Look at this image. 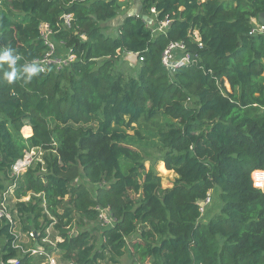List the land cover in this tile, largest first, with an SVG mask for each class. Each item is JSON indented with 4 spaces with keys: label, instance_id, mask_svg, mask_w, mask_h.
Wrapping results in <instances>:
<instances>
[{
    "label": "trees",
    "instance_id": "trees-1",
    "mask_svg": "<svg viewBox=\"0 0 264 264\" xmlns=\"http://www.w3.org/2000/svg\"><path fill=\"white\" fill-rule=\"evenodd\" d=\"M125 3L0 0V51L16 57L0 65V194L13 180V162L35 149L41 161L14 190L17 199L35 195L15 201L11 213L31 216L33 244L54 221L60 239L46 247L59 263L99 264L104 252L116 261L127 251L151 264H264V193L251 178L264 170V36L249 34L264 0H140L138 15L118 22L116 35L105 34ZM63 12L73 13V25L58 30ZM165 19L164 32L151 31ZM41 22L57 30L75 59L43 71L35 64L39 71L27 80L45 50ZM179 40L197 61L171 74L161 54ZM123 52L142 58L133 66L126 61L136 75L113 69ZM12 69L17 77L9 82ZM161 115L169 118L164 125L155 121ZM150 119L162 144L161 168L177 175L168 188L128 145V130L139 133L137 125ZM253 179L263 182L264 172ZM213 190L220 206L204 218L198 202ZM97 206L114 221L100 229L98 250L88 230L68 231L94 222ZM10 227L0 217V264L43 262L12 247Z\"/></svg>",
    "mask_w": 264,
    "mask_h": 264
},
{
    "label": "built area",
    "instance_id": "built-area-1",
    "mask_svg": "<svg viewBox=\"0 0 264 264\" xmlns=\"http://www.w3.org/2000/svg\"><path fill=\"white\" fill-rule=\"evenodd\" d=\"M150 12L155 13V8L151 7ZM73 21H74V15L72 12L61 13L58 17V21L56 24L58 26V30L70 29L71 26L73 25ZM250 21L252 23V26L249 30V34L250 35L261 34L264 36V21L260 22L255 17H252ZM168 24H169L168 19L157 21L154 25H152L151 31L152 32H164V28ZM38 31H39V37L42 40L43 44L45 45V50L41 58L34 60L33 62L39 65L40 70L43 71L48 64H55L59 68L67 64L69 61L75 59V55L72 52L71 48L65 49L63 47L64 56L63 57L57 56V51L59 50V47L64 46V45L62 41L57 40L55 38V32H57V30L54 32V30L51 28V26L48 23L41 22L38 26ZM194 34L195 36H198V37L195 38ZM189 36L194 41L198 42L199 46H201L200 37H199L197 30L191 29L189 32ZM126 53L128 52H123V54H126ZM117 54H119V52H117ZM139 60H142V58L140 57ZM196 61H197V55L192 53V51L188 49L187 45L182 40L170 41L167 44V46L163 49L162 54H161V63L164 66V68L171 74L175 72L176 70L180 69L181 67L193 64ZM224 84L226 87L228 83L225 81ZM226 88L229 90V85ZM32 150L34 149L25 151L23 156L21 158L16 159L11 166V176L13 177V180L11 181L10 185H8L5 188V190L2 192V199L0 201V217H4L7 220V222H9V224L11 225L10 227L11 233L14 235V238L12 239V246L14 248L18 249L22 254H28L29 256H33V255L43 256L44 257L43 264H61L58 262L57 256L53 252L49 251L46 247L45 242H47L46 233H47L48 228H46L45 236L41 238L40 244L29 245V244H25L23 241L20 244L17 243L18 236L14 232V229H15L14 226L17 221L15 220L13 214L10 212L11 211L10 207L9 206L7 207L5 205V202L8 200L9 195H12L15 198L14 190L17 184L16 180L27 169V167L30 166V164L35 158L34 157L35 154L32 156L29 153ZM255 171L264 172V170H254L253 172ZM253 184L256 187L260 188L261 191L264 193V179H263V182L261 183H257L253 179ZM29 193L30 195L33 194L32 192H29ZM29 193L27 196H29ZM23 198L24 197H21L17 200H24ZM210 201H211V191H208L205 198L198 202V210H199L200 215L204 213L205 208L210 203ZM95 209L98 212V221H99L98 225L101 228L111 227L114 221L112 217L110 216L108 208L97 206L95 207ZM26 233H28V237H26L28 239L35 240V238L37 239L38 237V235L36 234L34 230L29 231V232L27 231ZM9 262L10 264H20L17 258H12L9 260ZM62 264H72V263H62Z\"/></svg>",
    "mask_w": 264,
    "mask_h": 264
},
{
    "label": "rangeland",
    "instance_id": "rangeland-1",
    "mask_svg": "<svg viewBox=\"0 0 264 264\" xmlns=\"http://www.w3.org/2000/svg\"><path fill=\"white\" fill-rule=\"evenodd\" d=\"M123 1H127V3H125L122 6V9L118 14L117 19L116 20L113 19V20L109 21L106 24L107 26H105V28H103V31L105 34L110 35V36L116 35V26H117L118 22H120L121 17L124 14H126V12L130 8L135 7L134 1H136V0H123ZM196 35H197V33H196ZM194 37L197 38L198 36H195V34H194ZM82 38L85 39L86 37L83 36ZM57 56H59V57L64 56L63 46L59 47V50L57 51ZM113 69L121 71L126 76L136 75L135 70L132 69L131 67H129L127 62L122 57L114 60ZM226 87H228V84ZM152 120L153 119H150V120H147L145 123H141V125H137V129H138L139 133H135L134 130H130V129L128 130V133L131 134V138H130L128 145L131 148L139 151L140 154L144 157L145 168H148L150 166H151V168H154L157 175L161 178V188H168V187H171L173 185L177 175L173 171H168L164 165L163 166L167 171L162 170V168H161V163H163L160 160L161 151H162V144L160 143L159 137L157 136V134L155 132V129L157 127L154 126L155 123H152ZM157 120L159 122H161V124L163 123V125H164L169 120V118H167L164 115H161V116L155 118L156 122H157ZM22 132H23L24 136H27V134H25V132H24V129ZM29 153L32 156L35 154L34 155L35 158L31 163L32 165L34 163H36L37 161H41L42 152L34 149ZM141 178H142V176L140 174V176H139L140 181H141ZM215 194L216 193L213 190V192L211 194V201L206 206L207 208H206V211L203 215L204 218H208V217L214 215L216 212H218L220 204H219ZM138 195L139 194L135 193V192L130 193V196L133 199H137ZM29 197H30V193H29V196H26L23 199L26 200V199H29ZM1 199H2V192L0 194V201H1ZM65 199H67V197H65ZM15 200H17L16 197L14 198L12 195H9L8 200L5 202V205L7 207L9 206L11 211L15 207ZM14 213L15 212H13L12 214H13L15 220L17 221L15 223V226H14L15 227L14 232L18 236L17 243L20 244L23 241L25 244L32 245L34 243V241H32V240H34V239L26 238V237H28V233H26V232L34 230L33 229L34 226L32 224L31 216L26 215L23 217H19L18 214H16V213L14 214ZM49 218H51L50 215H49ZM97 219L94 222H88V224H86L84 226H76L73 223L72 226L68 229V231H69L70 235H74L75 233L79 232L80 230H88V232L92 235V242L95 243L96 249L98 250L100 248L101 242L103 241V236L100 233V231H101L100 229H103V228H101L98 225L99 221ZM53 220H55V219H53ZM53 223H54V221H53ZM53 223L49 225V227L47 229V233H46L47 234V242H45V244L49 248H51L53 245H55V243L57 241H59L60 235H61V232H59V230L54 229ZM35 232L38 235L37 231H35ZM12 236L14 238L13 234H12ZM35 240H36V238H35ZM11 245H12V241H11ZM51 252H53L58 257V253H56L53 250ZM103 255H104V258L99 260V264H151V260L147 259V260L142 261L139 259V257L137 255H134V253H130L127 251L125 252V255L123 257H120L116 261H114V257L110 252H106V253L104 252ZM42 263L43 262H40V264H42Z\"/></svg>",
    "mask_w": 264,
    "mask_h": 264
},
{
    "label": "clouds",
    "instance_id": "clouds-1",
    "mask_svg": "<svg viewBox=\"0 0 264 264\" xmlns=\"http://www.w3.org/2000/svg\"><path fill=\"white\" fill-rule=\"evenodd\" d=\"M137 14H135V15H137ZM128 53H130V52H128ZM124 55L125 54L121 55V57L123 58ZM138 59H139V57H138ZM15 60H16V57H13L11 55V50H2V51H0V65H2L4 62H7L11 66V65L15 64ZM130 65H132V64H130ZM27 71L29 73V76H28L27 80H31L32 76L36 75L38 73L39 69L36 67L35 63H33L32 66L27 69ZM5 76H6V79L9 82H12L17 77L15 69H12L10 72H6ZM252 173H253V171H252ZM252 173H251V178H252ZM252 181H253V178H252ZM202 215H200V216H202Z\"/></svg>",
    "mask_w": 264,
    "mask_h": 264
},
{
    "label": "water",
    "instance_id": "water-1",
    "mask_svg": "<svg viewBox=\"0 0 264 264\" xmlns=\"http://www.w3.org/2000/svg\"><path fill=\"white\" fill-rule=\"evenodd\" d=\"M139 11H140V3H138V5H137V8H130L127 12H126V14H124L122 17H121V20H120V22H122L123 21V19H125L126 17H128V16H132V15H135V14H137V13H139ZM146 16H144V18H145ZM117 19V17L116 18H114V20H116ZM148 21H150L149 19H147ZM258 20L260 21V22H263L264 21V13H261V15L259 16V18H258ZM138 54L137 53H132V52H130V53H126L124 56H123V59L125 60V61H127L128 63H130V64H136L137 63V61H138Z\"/></svg>",
    "mask_w": 264,
    "mask_h": 264
},
{
    "label": "crops",
    "instance_id": "crops-1",
    "mask_svg": "<svg viewBox=\"0 0 264 264\" xmlns=\"http://www.w3.org/2000/svg\"><path fill=\"white\" fill-rule=\"evenodd\" d=\"M138 3H140V1H139V0H136V1H134L135 8H137V5H138ZM132 66H133V64H132ZM252 178H253V174H252ZM42 264H43V263H42Z\"/></svg>",
    "mask_w": 264,
    "mask_h": 264
}]
</instances>
